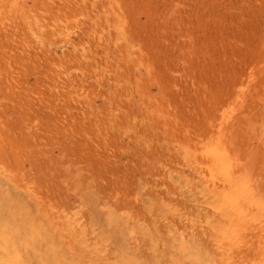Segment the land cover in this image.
<instances>
[{
  "label": "rangeland",
  "instance_id": "obj_1",
  "mask_svg": "<svg viewBox=\"0 0 264 264\" xmlns=\"http://www.w3.org/2000/svg\"><path fill=\"white\" fill-rule=\"evenodd\" d=\"M223 113L264 207V0H0V220L36 232L44 264H199L168 229L211 249L210 208L177 177Z\"/></svg>",
  "mask_w": 264,
  "mask_h": 264
},
{
  "label": "bare ground",
  "instance_id": "obj_2",
  "mask_svg": "<svg viewBox=\"0 0 264 264\" xmlns=\"http://www.w3.org/2000/svg\"><path fill=\"white\" fill-rule=\"evenodd\" d=\"M17 5V0H16ZM122 23V22H121ZM38 28H41L37 25ZM62 34L69 33L63 28ZM116 35L120 39L126 40L127 44L132 43L127 39L122 25L117 28ZM67 38V37H66ZM229 113H223L220 117L216 133L199 148L184 152L187 165L194 172L195 177H177L180 183L187 188L196 187V195L204 199V204L210 208V214L205 219L208 224L209 233L207 235L211 249L205 246L206 241L199 240L201 236L191 232L181 231L172 226L168 229L170 243H175L178 253L182 259L188 257L196 259L199 264H235L236 258L243 249L251 252L250 264H264V207L257 204L254 194L252 179L246 177L237 169V164L222 144L223 126L229 119ZM8 170V169H7ZM9 171V170H8ZM9 176L11 173L9 171ZM2 179L5 177L0 173ZM194 182L193 184L191 182ZM12 182V181H11ZM2 181L0 180V184ZM13 186L9 189L12 195L20 193ZM16 193V194H15ZM22 197V195H20ZM22 203L27 201L23 198ZM2 203L0 207L2 208ZM4 211L0 220V264H33L23 257L21 248L32 250L37 257L36 262L44 264V256L35 247L39 237L36 232L30 230L25 232L27 238L21 236L22 225L17 226L13 222L14 214L4 205ZM16 211V210H15ZM65 227L72 236H76L84 247H87L86 232L80 223L73 216H64ZM24 226V225H23ZM21 232V234L19 233ZM254 240V241H253ZM153 247L159 248L156 240H152ZM95 255V252H89ZM89 254V256L91 255ZM91 260H96L93 256ZM50 259V257L48 258ZM130 264H135L136 260H128Z\"/></svg>",
  "mask_w": 264,
  "mask_h": 264
}]
</instances>
